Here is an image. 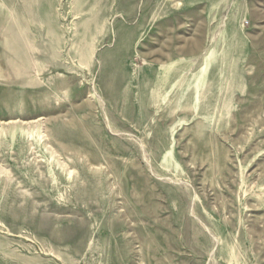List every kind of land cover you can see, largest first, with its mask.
<instances>
[{
    "label": "rangeland",
    "instance_id": "374dc122",
    "mask_svg": "<svg viewBox=\"0 0 264 264\" xmlns=\"http://www.w3.org/2000/svg\"><path fill=\"white\" fill-rule=\"evenodd\" d=\"M0 264H264V0H0Z\"/></svg>",
    "mask_w": 264,
    "mask_h": 264
}]
</instances>
